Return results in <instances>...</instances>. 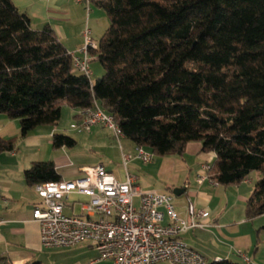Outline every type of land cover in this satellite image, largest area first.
<instances>
[{"label":"trees","instance_id":"1","mask_svg":"<svg viewBox=\"0 0 264 264\" xmlns=\"http://www.w3.org/2000/svg\"><path fill=\"white\" fill-rule=\"evenodd\" d=\"M109 25L88 55L103 74L72 70V56L49 25L32 27L11 0H0V115L20 136L58 124L63 107L95 104L123 136L154 156H182L188 143L214 153L207 178L221 186L259 176L245 203L264 214V0H88ZM15 138H0V153ZM53 133L51 147L72 148ZM27 185L60 180L51 160L23 170ZM0 264H6L0 259ZM29 264H42L33 261ZM205 264H244L214 259Z\"/></svg>","mask_w":264,"mask_h":264},{"label":"crops","instance_id":"2","mask_svg":"<svg viewBox=\"0 0 264 264\" xmlns=\"http://www.w3.org/2000/svg\"><path fill=\"white\" fill-rule=\"evenodd\" d=\"M11 1L28 15L33 28L49 25L69 53L80 55L84 46V29L90 21L93 25L97 17L88 0ZM90 40L96 45L94 40ZM71 111L77 122L76 109ZM76 130L88 138L87 147L91 154L99 152L97 160L75 158L78 155L71 148L53 149L52 134L65 133L58 124L37 127L21 137L18 120L0 115V138H15L14 149L0 153V259H4L6 264H29L33 261L46 264L48 249L42 246L39 224L32 218V210L40 206L41 198L34 186L27 185L23 178V170L31 162L38 161L41 154L53 161L60 179H74L81 175V168L101 164L118 181H124L126 174L133 176L143 190L173 193L174 189H178L180 193L174 194L172 203L181 218H188V203L196 210L209 212L207 228L180 234L185 242L198 250L208 262L218 258L244 264H264V214L248 219L244 211L257 179L252 178L254 173L234 186H221L209 179L198 182L202 164L211 162L214 157L212 152H200L199 142L188 143L182 156H155L150 162L143 163L135 157V144L124 136L117 140L108 128L95 125L88 133ZM122 154L130 155L126 164ZM85 200L84 196L72 194L66 202L69 207L65 212L78 214L79 203ZM161 210L167 223V212L164 208ZM71 251L86 257L68 264H114L111 260H95L99 253L88 241L76 244ZM241 255L248 257V263L242 260Z\"/></svg>","mask_w":264,"mask_h":264},{"label":"built area","instance_id":"3","mask_svg":"<svg viewBox=\"0 0 264 264\" xmlns=\"http://www.w3.org/2000/svg\"><path fill=\"white\" fill-rule=\"evenodd\" d=\"M87 33L86 30L80 55L71 56L72 70L90 78L88 47L94 44ZM78 117L71 128L88 131L99 125L111 130L117 140L123 137L113 116L98 104L78 111ZM135 157L148 163L154 155L143 146H136ZM122 158L126 164L130 155L122 154ZM208 168V163L202 164L198 182L208 179ZM81 172L71 180L34 185L41 204L32 210V218L39 224L43 247H70L88 241L99 253L95 260H111L114 264H205V257L180 234L207 228L209 212L196 210L188 203V218L183 219L173 207L171 192L143 190L129 174L124 181H118L101 164L83 167ZM72 194L86 197L79 203L78 214L65 212ZM161 208L167 212V223ZM241 256L248 263V257Z\"/></svg>","mask_w":264,"mask_h":264},{"label":"rangeland","instance_id":"4","mask_svg":"<svg viewBox=\"0 0 264 264\" xmlns=\"http://www.w3.org/2000/svg\"><path fill=\"white\" fill-rule=\"evenodd\" d=\"M93 7L91 6V9H92V11L93 10L96 11L97 17H96L93 25L91 24V21H90V24L85 27L84 32L87 30L88 31L87 36L90 39L94 40L95 43H97L100 36L104 33V31L108 27L109 20H108V17H107V15L103 9L95 7V6H93ZM92 17H93V15H92ZM88 27L91 30V33H90ZM84 43H85V35H84ZM89 58H90L89 66H90V70H91V79L94 80V79L100 77L104 71L102 69L100 62L96 59L95 56L90 55ZM71 112H72L71 109L68 107L62 108L61 117H60V120L58 122L59 129H63V132H65L64 134H70L69 136L72 135L71 137L76 141V145L71 148L72 151H74L75 154L78 155L75 158L81 159L83 161L88 160V159H91L94 161L97 160L100 157L99 152H96V153L93 152V154H91L88 151V147H87L88 146V143H87L88 138H84L85 134L80 133V132H78V130L70 127L71 123H75V120H74L73 116L71 115ZM104 131H108V130L104 129ZM88 132L89 131H86L85 133H88ZM186 159H189V156H186ZM43 160H47V156L45 154H41V156L38 157V161H43ZM253 175H255V177H252L254 179L259 176L255 172ZM74 246L47 248L48 250H47L46 255H45L46 264H55L57 262H59L61 264H68L75 259H80V260L84 259V257H86L84 254L81 255L79 253L71 251ZM85 259L87 260V258H85Z\"/></svg>","mask_w":264,"mask_h":264},{"label":"water","instance_id":"5","mask_svg":"<svg viewBox=\"0 0 264 264\" xmlns=\"http://www.w3.org/2000/svg\"><path fill=\"white\" fill-rule=\"evenodd\" d=\"M178 189H174L173 190V194H175V195H178L179 193H180V191H177Z\"/></svg>","mask_w":264,"mask_h":264}]
</instances>
